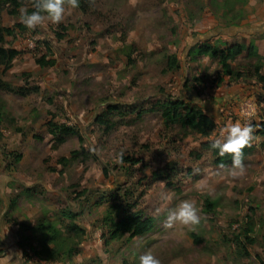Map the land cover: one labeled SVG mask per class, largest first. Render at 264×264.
I'll return each mask as SVG.
<instances>
[{"label":"rangeland","instance_id":"obj_1","mask_svg":"<svg viewBox=\"0 0 264 264\" xmlns=\"http://www.w3.org/2000/svg\"><path fill=\"white\" fill-rule=\"evenodd\" d=\"M19 3L0 12L13 31H0V45L18 52L0 66V262L9 251L17 264H46L24 257L31 232L21 226L73 221L85 235L67 264H139L149 251L161 264H263L264 0H79L36 30L19 26L34 0ZM206 43L247 46L230 61L235 74L198 54ZM178 98L210 115L209 136L166 120ZM237 122L253 138L234 178L207 144ZM184 200L200 224L166 228ZM129 213L153 228L111 239Z\"/></svg>","mask_w":264,"mask_h":264},{"label":"trees","instance_id":"obj_2","mask_svg":"<svg viewBox=\"0 0 264 264\" xmlns=\"http://www.w3.org/2000/svg\"><path fill=\"white\" fill-rule=\"evenodd\" d=\"M19 1L20 0H0V12L3 9L1 6L2 4L12 3L17 9V7L20 6ZM16 9L14 10V13ZM19 26L21 29L25 28V26ZM1 30L9 34L13 33L10 28H1L0 25V31ZM237 31L238 29L235 28V32ZM246 48L247 46H245L244 43H235L224 49L217 50L210 44L206 43L200 45L197 48V52L201 55L209 54L218 58L223 74L231 76L235 74V72L232 69L230 61L234 57L241 55ZM250 49L251 45L248 47L249 51ZM17 55L18 52L16 50L0 45V66H3L5 69L10 68L12 61ZM163 116L166 120L181 121L184 127H189L205 137L209 136L215 129V122L212 120L210 115L206 114L200 107H188L186 102L181 98L173 100L170 106L163 113ZM51 130H55L63 134L74 133L72 128L62 124L59 126L51 124ZM261 133L264 134V129ZM207 146L211 147L213 152L218 156L216 159L217 164H222L229 160L232 161L233 158L231 155L226 154L224 156H220L219 150L213 148L211 142L208 143ZM249 153L250 148L246 147L243 150V158ZM70 213L71 211L69 210L64 212V215L72 216ZM154 222L155 219L153 217H142L137 213H129L116 221L113 229L109 230L108 234L111 239L120 238L126 234H128V238L131 239L149 232L153 228ZM21 230L23 232H31V235L27 236L29 248L19 242V247L21 248L24 257L29 256V252L32 251L46 264H67L73 255L78 253L81 240L85 235V229L73 221L65 228L59 227L49 221H40L32 227L21 226ZM31 236L32 239L35 240V243L30 241Z\"/></svg>","mask_w":264,"mask_h":264},{"label":"clouds","instance_id":"obj_3","mask_svg":"<svg viewBox=\"0 0 264 264\" xmlns=\"http://www.w3.org/2000/svg\"><path fill=\"white\" fill-rule=\"evenodd\" d=\"M79 7V0H34V9L29 12L20 8V22L29 30L44 28L46 24L59 25L65 19L69 9ZM252 128L242 126L240 123L227 125L221 130L219 138L212 140V147L219 150L220 156L226 154L232 156V177H241L245 174L243 163V150L251 146ZM122 157L115 163H122ZM201 217L196 204L190 200L182 201L175 210L169 211L165 221L166 228H172L176 224L194 230L200 224ZM103 256L102 253H98ZM139 264H161V261L152 253L147 252L140 256Z\"/></svg>","mask_w":264,"mask_h":264},{"label":"crops","instance_id":"obj_4","mask_svg":"<svg viewBox=\"0 0 264 264\" xmlns=\"http://www.w3.org/2000/svg\"><path fill=\"white\" fill-rule=\"evenodd\" d=\"M7 254H8V255H7V260H4V258H6V257L4 256L3 259H2V262H0V264H9V263L12 262V261H15V262H13V264H17V263L20 262V261H19V257L16 258V259H13V258H10V256H9L10 252H9V251H8Z\"/></svg>","mask_w":264,"mask_h":264},{"label":"water","instance_id":"obj_5","mask_svg":"<svg viewBox=\"0 0 264 264\" xmlns=\"http://www.w3.org/2000/svg\"><path fill=\"white\" fill-rule=\"evenodd\" d=\"M239 30V29H238ZM242 32H244L243 30H241Z\"/></svg>","mask_w":264,"mask_h":264}]
</instances>
